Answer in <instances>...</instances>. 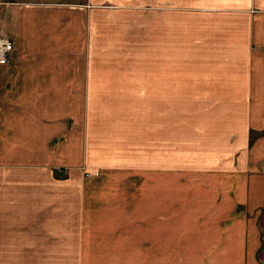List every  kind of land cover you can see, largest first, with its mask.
<instances>
[{
    "label": "crops",
    "instance_id": "1",
    "mask_svg": "<svg viewBox=\"0 0 264 264\" xmlns=\"http://www.w3.org/2000/svg\"><path fill=\"white\" fill-rule=\"evenodd\" d=\"M0 37V237L46 230L32 202L51 181L80 205L76 264H153L164 240L264 264V0H0ZM149 95L202 103L168 104L150 137L100 134L97 98Z\"/></svg>",
    "mask_w": 264,
    "mask_h": 264
},
{
    "label": "rangeland",
    "instance_id": "2",
    "mask_svg": "<svg viewBox=\"0 0 264 264\" xmlns=\"http://www.w3.org/2000/svg\"><path fill=\"white\" fill-rule=\"evenodd\" d=\"M100 99L102 98H97L96 100V121L98 125L104 126L100 134H106L108 139L116 138V135H118L123 138L127 137L129 140H135V136L150 137L152 128L155 132V121H157L158 118L161 121L162 117L166 115L164 109H166L168 104H171L174 108H181L185 103L191 104L192 106L202 103L201 98L157 97L149 95L111 98L109 101L107 98L109 106H106L104 105L103 99L102 102ZM140 146L141 145H137L140 155L143 156L142 158H153L155 160V144L152 148L149 146ZM84 169H87L86 171H91V174L98 172L96 168L84 167ZM34 178L35 176L33 174V179ZM45 187L47 191L38 194V202H32V210L36 212L44 208L45 213H42L43 218L41 217L40 222L45 224L46 230L38 229L35 225L33 226L37 228L35 231H33L32 226L31 230H27V232L32 234H15V236H9L12 237L10 239H8L5 233H2V235L5 236L0 237V264H76L73 261V249H76V256L82 258V254L79 255L81 249L78 250V247L73 248L72 246L77 237V233L82 231V227L81 225L79 227L78 223V221H81V217H78V214L81 215V209H78L80 205L78 202L76 205H71L73 200L67 196V203L64 201H55V197L61 194V188L60 193L56 195V185H53L51 181H46ZM82 188L81 186L80 190H82ZM19 206L22 207V205ZM25 210L27 212L28 209L25 208ZM67 211L69 214L66 213ZM165 211L167 210H163V207L159 205V209L155 210V216ZM20 212L22 214L21 210ZM24 216L25 214H22L21 217H18L17 214L14 219L21 221ZM34 218L38 217L35 216ZM8 225L9 224L6 223L4 226L7 227ZM141 229L138 230L144 232V234L156 235H161L169 231L166 221L162 219L156 221L151 229H149V226H146V224L143 225ZM193 229H197V226L193 225ZM263 229L264 215L261 212L257 217L256 230L261 233ZM181 230H184V226ZM178 231L180 232L178 229L175 230V232ZM43 232H45V236L39 235ZM42 237L44 239H41ZM155 243H157V241H154L153 264H201V261L198 260L194 254L189 257H185V255H183V257L176 255L172 256L169 253V251L172 250L170 240H164L162 243L160 242L162 244V250L158 253L157 250H155ZM233 245L234 244H229L228 247L222 251L223 255L210 258L207 264H229L228 262L233 259V256H230L231 253H229L235 248ZM80 264L88 263L80 260Z\"/></svg>",
    "mask_w": 264,
    "mask_h": 264
},
{
    "label": "built area",
    "instance_id": "3",
    "mask_svg": "<svg viewBox=\"0 0 264 264\" xmlns=\"http://www.w3.org/2000/svg\"><path fill=\"white\" fill-rule=\"evenodd\" d=\"M13 49V42L7 37H0V61H6L9 58L10 52ZM91 171H86V174H91ZM98 172H94L97 174Z\"/></svg>",
    "mask_w": 264,
    "mask_h": 264
}]
</instances>
